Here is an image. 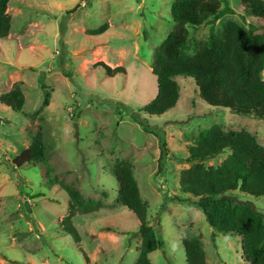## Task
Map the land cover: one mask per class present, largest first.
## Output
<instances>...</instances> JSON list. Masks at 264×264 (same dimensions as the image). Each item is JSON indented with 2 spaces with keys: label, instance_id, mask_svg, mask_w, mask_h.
<instances>
[{
  "label": "rangeland",
  "instance_id": "374dc122",
  "mask_svg": "<svg viewBox=\"0 0 264 264\" xmlns=\"http://www.w3.org/2000/svg\"><path fill=\"white\" fill-rule=\"evenodd\" d=\"M173 1L12 0L9 4L11 29L0 40V96L20 84L25 104L13 112L0 103V264H135L138 221L118 203L112 174L121 161L130 162L148 205L147 221L162 242L150 254L151 264H185L181 241L190 236L201 241L206 264H247L238 238L217 234L212 239L204 215L173 199L186 197L179 190L178 174L192 165L188 149L201 131L213 125L224 131L245 129L264 145V121L210 108L189 78H178L180 97L173 109L160 117L139 112L156 95L152 56L173 28ZM216 1L223 5L224 0ZM225 1L231 13L214 24L187 29L189 54L208 38L211 26L220 30L234 21L247 30L258 24L244 13L239 0ZM103 24L108 25L103 34L90 35ZM98 62L110 68L122 66L125 73L107 77L95 68ZM132 114H139L150 129L163 132L168 153L161 160L158 138L133 122ZM36 138L45 147V162L12 170L9 161ZM227 154L205 166H217ZM71 188L84 199L103 204L93 213L73 217L78 244L60 224L68 215L66 191ZM232 195L252 202L264 216V198Z\"/></svg>",
  "mask_w": 264,
  "mask_h": 264
},
{
  "label": "trees",
  "instance_id": "16d2710c",
  "mask_svg": "<svg viewBox=\"0 0 264 264\" xmlns=\"http://www.w3.org/2000/svg\"><path fill=\"white\" fill-rule=\"evenodd\" d=\"M12 0H0V40L8 37L11 15L7 12ZM244 13L257 20L246 30L234 21L222 29L211 26L205 41L187 51L188 28L197 29L214 24L232 12L228 3L216 0H174L170 16L173 28L154 50L151 72L156 80V95L139 112L160 117L173 109L180 97L178 78L191 79L199 98L212 109L226 110L233 115L264 121V0H239ZM75 10V9H74ZM74 12V11H71ZM70 12V13H71ZM108 29L103 24L89 31L90 35L103 34ZM107 77L125 73L124 67L110 68L103 62L95 64ZM66 77L69 73L62 71ZM20 84L0 96V103L13 112H20L25 98ZM46 97V94H44ZM132 114L133 122L156 136L160 146V160L168 153L163 132L145 126ZM224 153L226 158L217 166L205 163ZM46 151L36 138L26 149L9 161L12 170L36 168L45 162ZM187 161L192 165L178 174L180 192L186 197H175L178 203L198 209L212 229V239L217 234L240 240L241 258L247 264H264V216L250 201H240L235 192L254 198H264V145L245 129L224 131L213 125L199 133L195 144L188 149ZM117 183V201L130 211L138 221L140 246L135 264H151L149 256L162 247L160 238L147 221L148 205L141 198L129 161L115 164L112 170ZM68 215L61 221L62 232L75 244L80 241L72 223L76 214H90L103 207L99 201L84 199L75 189H67ZM185 264H206L201 241L195 236L181 241Z\"/></svg>",
  "mask_w": 264,
  "mask_h": 264
},
{
  "label": "water",
  "instance_id": "95a60500",
  "mask_svg": "<svg viewBox=\"0 0 264 264\" xmlns=\"http://www.w3.org/2000/svg\"><path fill=\"white\" fill-rule=\"evenodd\" d=\"M74 127H75V134H74V136L77 139V136H78V127H77V124H75Z\"/></svg>",
  "mask_w": 264,
  "mask_h": 264
}]
</instances>
